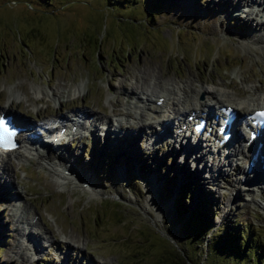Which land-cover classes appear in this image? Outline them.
Wrapping results in <instances>:
<instances>
[{
    "label": "rangeland",
    "instance_id": "obj_1",
    "mask_svg": "<svg viewBox=\"0 0 264 264\" xmlns=\"http://www.w3.org/2000/svg\"><path fill=\"white\" fill-rule=\"evenodd\" d=\"M236 1L0 0V109L41 126L31 144L41 143V129L52 119L66 116L65 122L72 121L83 110L108 117L114 125L122 117L113 114L125 113L141 92L153 95L155 102L171 85L190 84L195 90L226 87L234 95L236 104L231 106L244 116L250 112L246 103H260L264 97V27L254 21L260 16L248 19L245 8H235ZM36 86L49 97L34 92ZM51 91L60 100L53 99ZM202 100L215 112L220 105L230 106L228 101ZM124 126L119 143L111 135L95 140L92 134L88 140L75 139L72 146L47 144L41 149L53 154L52 162L60 160L57 153L65 154L69 162L80 165L79 173L92 172L97 195L68 185L57 187L42 160L21 147L16 151L11 189L0 171V264H181L170 256L167 240L177 249L186 245L193 259L189 264H199L200 258L193 255L198 254V242L192 235L183 241L185 231L172 212V199L164 198L165 192L174 197L188 176L199 190L211 192V232L235 224L248 227L250 238L260 241L264 253V183L251 186V192L241 186L244 162L236 167L237 159L232 158L231 170L225 166L226 174L217 177L216 172L202 170L199 162L197 167L192 159L184 160L177 145H152L151 133L143 135L150 131L140 128L139 121L130 119ZM133 160L148 179L140 182L148 186L146 194L136 182L130 183L136 177ZM151 191L161 209L158 214L146 206ZM17 192L22 194L18 198ZM31 211H36L34 223L42 221L37 223L40 229L19 224ZM44 228L56 240L53 246ZM29 229L40 235L43 247L36 252L24 249ZM69 237L73 240L67 257L60 241ZM253 251L247 258L255 264L258 254ZM212 253L211 246L210 257ZM218 256L224 257L223 252ZM210 257L206 264H215ZM233 263H222L221 258L217 262Z\"/></svg>",
    "mask_w": 264,
    "mask_h": 264
},
{
    "label": "bare ground",
    "instance_id": "obj_2",
    "mask_svg": "<svg viewBox=\"0 0 264 264\" xmlns=\"http://www.w3.org/2000/svg\"><path fill=\"white\" fill-rule=\"evenodd\" d=\"M238 1H240L241 3L240 6H237ZM234 5H235V8H238V9L240 8L243 10V8H245L244 13H246L248 19H255V17L260 16V21L256 19L254 21L257 22V26L264 27L263 26L264 25V0H237ZM234 11L236 10L234 9ZM171 86L172 87L170 88H165L164 90H162V93H161L162 95L156 96L155 102L152 101L153 95H149V93L147 92H141L140 93L141 96L136 97L134 104L127 105L128 108L126 109L125 113H119V114L114 113L113 114V116L119 115L120 117H122V119L120 120L118 119L114 120L116 121L114 125L110 124L111 121L108 117H100L90 112L79 110L76 113L78 114V116H82L80 117V120L84 118H88V120H90L88 124H87L88 120L83 123H80L79 129L83 131L94 129L95 131L92 134L94 135L95 140H101V139L105 140L108 136L111 135L112 136L111 139L119 143L120 142L119 139L122 138L121 133L125 127L124 125L129 124L130 119L137 120L140 123V128L147 129L148 131H150L147 133L144 132L143 135L145 137L146 135L151 133L150 139L153 141L152 145L162 144L163 142H166L167 140H170V139H173V141H176V142H180V145H181L180 152L182 153L184 160L187 161V159H192L195 164L199 162L200 164H202V167H201L202 170H208V173L216 172L217 177H221L226 174V170H224L226 169L225 166H227V168L231 170L230 160L234 158V156L231 155V152L233 151V149L235 150V152H239L237 154H241L243 156L242 158L243 161L246 162L248 157L241 150V145H239V143H242V140H245V139L242 136V133H239L236 130H235L234 139H233L234 140L233 145L235 147H233L231 149L232 151L229 154H227L228 156L226 155L222 160L220 158L218 160L216 156L214 158L209 157V152L211 150V148H209L210 144L206 143V141H203L202 138H200V136H194L192 134H189L187 136L184 130L180 132V128H175V134L172 135V128L174 127V122L175 121L181 122L183 119V116L190 115L191 112H194L195 115L200 112L205 113V115L210 117L212 121L213 111H215L214 107L213 105L211 106L210 104H208L206 100H202V96L204 98H207L208 100H211V101L213 100L214 103L216 104H220L223 101H228L231 106V105L236 104L235 99H233L234 98L233 93L231 92L229 93L226 87H224V89L214 90V89H209L207 87L201 86L200 89L195 90V89L190 88V84L189 86L188 85L186 87L183 86L182 88L179 85L177 86L171 85ZM36 87H34L35 89H33L34 92L38 94H42L45 97H49V94H45L44 91L40 87L39 88L38 87L36 88ZM78 92L80 94L82 91L80 90ZM62 94H63V97L66 98L64 101L67 102L69 100L68 98L69 92L65 91ZM81 94L84 96V93H81ZM51 95L53 99L60 100L59 98H57L56 94L52 91H51ZM158 99H160L159 103H157ZM241 104H242L241 102L238 103V106H240ZM221 106L223 105H220L219 107ZM245 108L247 110L250 109L251 111H253V109L255 108L256 109L264 108V97L262 98V101L260 103H257V102L246 103ZM2 111H7V110L0 109V112ZM61 116L58 115V117L62 119L64 115H61ZM13 117H15L18 121H22L23 125L27 128L25 130L26 135H22L23 144L21 148H23V150L31 152L32 155L34 154L35 157H37L38 159L42 160L45 163V167L48 169V173H50L53 177L54 185H56L57 187H65L68 185L75 189H81L83 191L88 190L91 195L92 194L97 195L99 193L98 187L94 181V177L90 175L93 173L92 172L90 173L89 170H88V173L83 172L84 176L87 174L85 178L81 173H79L80 165H78L76 160H73V163L69 162L68 161L69 158H66L65 154L64 156L63 154L59 155L57 153L56 157L59 158L60 160L58 162H52L51 159H53L52 158L53 154H51V152L44 154L41 151L43 146L50 144L49 141L47 142L41 141V143H37V144L29 143V141H33V136L37 135L36 127L37 128L41 127L39 126V124L30 122L29 120L24 119L23 116H19L17 114H15ZM171 117H174V118L171 119ZM67 122H70V120L69 121L67 120ZM61 123H63L62 120L60 121V124ZM77 123H79L78 120L71 121L70 126H68L69 128L68 131H72L73 127L77 126ZM98 124L100 125V127L103 124L107 125V132L103 137L95 134L97 131L96 126ZM154 125H159L157 131L154 130ZM70 134H71L70 132H66V136H70ZM183 140L190 141L191 146H187L186 144L182 146ZM248 140L249 139L245 140L244 142H248ZM250 144H251V147L253 145V148L256 152V160L254 161L253 171H251L250 173L243 171L242 177L240 178L241 180H239L241 186H244V189L248 192L253 191L251 186L256 188L260 182L264 183V165L262 164V161H261L262 157L264 160V142L263 144H261V146H259L260 140L256 139V140H253ZM169 146H171V143ZM226 147H228V145H226ZM21 148L19 147V149ZM14 152L6 153L5 155L4 154L0 155V161H1L0 171H2V174H6L5 176L6 179H4L3 183L8 184L10 187L7 185V188L9 189H11V187L13 186L12 184H14V182L10 180L12 173L14 171L11 161L13 158L17 159V156H16L17 152L13 154ZM206 155L209 158H206ZM68 162L70 164H68ZM209 163H211L210 166L207 165ZM197 165L198 164H196L195 166ZM235 168H232V169H235ZM75 174L78 176H76ZM91 180L93 181L91 182ZM86 182H87V186H84ZM20 194L21 192H17L15 197L18 198ZM7 195H8L7 192H5L4 196H7ZM153 199L154 198H153V194L151 191L149 196L146 198V202H147L146 204H148L146 206H149V205L153 206V208H156V213L158 214L161 212L160 211L161 209L160 210L157 209V206L155 205V201ZM259 206H262V205H259ZM34 215L36 216V211L30 212V218L29 216L28 217L21 216L20 220H18L19 224L25 226L24 229H27L28 227L40 229L37 223L39 222L41 223L42 221L39 219L37 223H34L33 222ZM18 227L19 225L16 226L17 230H18ZM49 232H50L49 230L46 231L44 228V231L42 233H44L46 237L49 238V239L47 238V242H50L49 246H53L56 243V240L54 238L51 239L52 236L50 235ZM39 236L40 235L35 234L29 229L27 234L25 235V241L27 242V245H25L24 249H26L30 253V252H36L37 250H39V247H43ZM72 240H73L72 237H69L67 241L65 240L60 241V242H64L65 246L67 247V251H66L67 257L69 256V253L71 250L70 245H71ZM63 262L65 263L66 261H63ZM64 263H60V264H64Z\"/></svg>",
    "mask_w": 264,
    "mask_h": 264
},
{
    "label": "trees",
    "instance_id": "obj_3",
    "mask_svg": "<svg viewBox=\"0 0 264 264\" xmlns=\"http://www.w3.org/2000/svg\"><path fill=\"white\" fill-rule=\"evenodd\" d=\"M156 1L157 3L164 2V0ZM119 149L121 148H118V150ZM131 163L132 167L134 166V169L131 168L132 173H134L136 177L132 180L129 179L130 183L135 185L136 182L146 194L148 186L146 189L144 185L140 184V182L144 179V184L148 183V179L145 177L146 175H144L143 171H140L139 164H136L135 161H132ZM121 174L126 176L125 172ZM183 176H180V178L182 179L185 177ZM185 180L186 182H182V185L176 191L174 197L171 198V194L165 192L164 198L172 199V212L177 217V219L180 220L178 222V226L180 228L183 227V230L185 231V237L183 241L192 235L195 237V241L198 242L197 246L194 245L198 254L196 255L195 253L193 255L195 256L194 258H200V260H198L199 264H206L207 258L210 257L211 246L213 247V253L210 258L213 260L216 259L215 264H217L220 258L222 263L223 260L229 261L231 259L236 264H242V262L254 264L250 258H247V254L251 249L254 250V254H258L257 262L255 264H264V253L262 254L261 249L263 247L257 238H250L251 232H248V227L242 229L239 228L237 224H235L228 226L227 228L223 226L225 229L221 228L219 231L216 230V234L211 232L215 228V225H213L211 221V192L199 190L194 181L189 176L186 177ZM169 190L170 186L168 185L167 191L169 192ZM167 242L168 248L171 250L170 256L175 261L181 262V264H189L191 261H193V259L187 255V250L185 248L186 245L184 246L183 244V250H181L180 248L177 249L178 247L172 243L170 244L168 240ZM198 248H201V250ZM220 252H223L224 257L220 256L219 258L218 254ZM164 253L166 255V252ZM167 260L172 259L168 258Z\"/></svg>",
    "mask_w": 264,
    "mask_h": 264
},
{
    "label": "snow or ice",
    "instance_id": "obj_4",
    "mask_svg": "<svg viewBox=\"0 0 264 264\" xmlns=\"http://www.w3.org/2000/svg\"><path fill=\"white\" fill-rule=\"evenodd\" d=\"M257 116H264V112H260L256 114ZM13 135L9 128L6 126V122L4 120H0V138L5 140L10 139Z\"/></svg>",
    "mask_w": 264,
    "mask_h": 264
}]
</instances>
